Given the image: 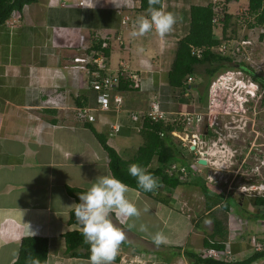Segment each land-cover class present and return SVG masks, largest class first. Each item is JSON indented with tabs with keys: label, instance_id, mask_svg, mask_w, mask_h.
<instances>
[{
	"label": "crops",
	"instance_id": "1",
	"mask_svg": "<svg viewBox=\"0 0 264 264\" xmlns=\"http://www.w3.org/2000/svg\"><path fill=\"white\" fill-rule=\"evenodd\" d=\"M186 1L188 10L210 3ZM177 3L162 0V10L175 14L181 6ZM139 6L140 0H39L22 9L20 21L0 26V264L16 261L24 237L48 240L46 264H87L89 257L82 255L90 254L88 244L77 249L79 257L66 253L65 234L81 232L82 226L65 206L79 203V195L99 176H112L97 135L125 161L144 143L125 113L116 118L113 111L96 110L93 123L77 121L76 100L86 99L84 106L96 104L90 77L71 67L73 58L81 55L71 45L82 41L88 50L104 45L101 49L108 52L104 73L112 74L125 64L140 77L139 88L128 84L115 91L125 110L144 112L155 97L170 115L205 111L208 94L197 81L198 66L187 87L169 84L176 42L186 35L188 22L183 36L174 30L165 38L155 32L133 38L129 33L145 16ZM116 120L121 128L113 133L110 126ZM178 158L184 161L178 165L187 164L181 154ZM149 166H158L156 158ZM200 181L191 173L184 184L163 186L151 195L130 188L128 197L142 214L135 227H130L133 221L121 223L113 215L127 236L115 264L132 254L155 264H193L187 254L217 249L211 244L234 254L235 259L225 263L248 261L253 256L250 239L264 237V205H257L258 197H223L217 190L209 202L213 204L217 196L218 201L208 208ZM145 205L148 212L143 211ZM141 224L147 232L139 230ZM157 232L164 233L166 243L153 242Z\"/></svg>",
	"mask_w": 264,
	"mask_h": 264
},
{
	"label": "rangeland",
	"instance_id": "2",
	"mask_svg": "<svg viewBox=\"0 0 264 264\" xmlns=\"http://www.w3.org/2000/svg\"><path fill=\"white\" fill-rule=\"evenodd\" d=\"M211 1L207 0L206 3H211ZM247 1L239 0L227 6L228 8L225 9V12L231 16L230 24H235L229 26L228 29L231 31L232 29L235 30L236 34L234 33V35L237 39L247 38L251 42L249 48H245L243 51L244 56L241 60H243L247 68L252 69L258 78H264V28L248 26L250 23L252 24L253 17L247 15ZM176 2H178L177 4H181V6H178L179 12L177 11L175 13L176 17L180 19V25L177 22L174 30L179 36H183L186 33L187 22H189L187 18V16L189 17L188 1L176 0ZM204 68L205 65L197 67V72L201 74L197 81L201 86L206 87L207 94L208 88L212 83H216L219 89L217 90L218 92H213V99L217 100L218 107L217 109L213 108L214 105L210 107V110H212L210 119L214 120L215 130L218 131L221 128L220 132L222 133L220 141L216 137L217 134L213 136L211 134L213 131L210 132L209 136H212L211 139L215 142L214 150L216 151L217 149L220 152L217 151L218 154L205 157L211 162H217L218 164L216 166L209 165L207 168L201 167L199 168L201 174H198L196 171L198 167L195 168L194 163L196 156L191 152L190 147H183V143L197 148L200 146L199 141L191 140V134H194L198 127L204 133L207 128L205 121L200 122L198 127L195 124L188 126L185 132L181 129L179 131V137L177 138L166 133L169 135L172 143L183 149L180 151V154L187 162L185 165L186 177L183 179H190L191 173L195 171V175L198 174L201 180L200 184L207 186L210 196L217 195L216 191L218 190L223 197H248L245 194L256 195L255 197H251L252 199L260 197L257 194L260 193L261 187L257 190L255 188L262 183L264 184V164H261L264 160V94L262 93V88H260L259 83L249 80L248 77L241 76L240 74H235L238 77L234 78L232 82L220 81L218 79L219 75L227 71L235 73L234 71H237L236 69H221L212 78L208 79L205 75ZM207 96L209 97V94ZM228 106L229 109H227ZM210 110L206 107L205 111L200 113L195 111V113L189 112L186 117L191 118L192 115H200L206 119V115L208 112L210 113ZM222 143L226 144L225 147H222ZM206 146H211V143H207ZM206 146H204V149L207 148ZM180 162L184 161L181 158H175L174 163L181 164ZM202 177L204 179L211 177V180L205 182ZM242 186L247 188L245 189ZM244 189L247 193H244ZM261 193L263 194V192ZM153 230L154 228L151 226L150 234L153 233Z\"/></svg>",
	"mask_w": 264,
	"mask_h": 264
},
{
	"label": "trees",
	"instance_id": "3",
	"mask_svg": "<svg viewBox=\"0 0 264 264\" xmlns=\"http://www.w3.org/2000/svg\"><path fill=\"white\" fill-rule=\"evenodd\" d=\"M223 1V8L225 11L229 4L236 3L239 0ZM35 2H37V0H0V26L5 24L13 10L21 11L24 6ZM148 7V0H140L139 10L142 14L148 15ZM155 7L162 9V0L160 4L155 5ZM246 11L249 16L254 18L253 23L249 24L250 27H264V0H248ZM188 15L189 22L187 33L176 42L174 59L168 74L169 84L174 88L185 87L187 77L195 74L197 66L205 65L204 72L208 79L212 78L221 69L234 68L229 58L221 57L214 51H211L212 47L217 46L220 41L226 37V29L231 25H235L234 23L230 24V14L226 12L224 14V22L222 28L219 30L221 33L219 37H217L214 32L213 19L215 13L212 9V3L206 6H190ZM232 31L233 33L235 32L234 29H232ZM191 47L204 48L200 58L192 55ZM91 50L100 51L108 58V52L106 49H101V44L94 45ZM91 50H88V52ZM242 69L248 74L250 73L253 81L259 83L260 87L264 90V82L261 81L262 79L264 80V78L260 80L256 75L252 74L253 72H251L250 69L244 66H242ZM127 87L128 83L121 82L118 89L124 90ZM76 103L78 107H83L86 105V99L76 100ZM171 130L172 127L170 125L152 123L145 119L141 132L144 137V143L137 150L136 155L129 161L123 160L117 152L106 143L103 136L97 135L102 148L108 155V165L112 176H115L123 183L127 184L131 189L138 190L146 195H151L153 192H144L139 189L136 179L130 176L128 172V168L131 164L138 163L146 167L151 174L158 177L163 186L176 188L178 185L184 184L185 180L183 178L180 180L175 174L169 176L165 173L166 167L174 162L175 158L180 155L177 151V145L170 141L169 135L165 134L169 133ZM159 133H164V136L160 137ZM153 158H156L158 163L156 168H151L149 166ZM201 189L207 200V207L211 208L212 205L218 201V196L214 197L215 202L211 204L209 202L211 198L207 186L201 185ZM257 205H264V197L260 196L257 198ZM225 207L227 209L228 205ZM73 217H75L74 213ZM64 239L66 243V253L71 257H79L81 254L78 253L77 249L86 246L81 232L73 231L66 233ZM208 246H213L217 249L223 248L222 246L212 244ZM47 254L48 240L46 238L24 237L20 242L18 257L13 264H29V258L38 259L39 264H46ZM187 255L190 257L193 264H249L252 261L264 257V251L253 254L248 261L241 263H225L211 258L200 257L198 254L193 253H188ZM82 256L90 257V254Z\"/></svg>",
	"mask_w": 264,
	"mask_h": 264
},
{
	"label": "built area",
	"instance_id": "4",
	"mask_svg": "<svg viewBox=\"0 0 264 264\" xmlns=\"http://www.w3.org/2000/svg\"><path fill=\"white\" fill-rule=\"evenodd\" d=\"M78 5L82 6V2H78ZM223 6H224L223 0H212V9L213 12L215 13L213 19V25H214L213 27L217 37H219V35L221 34L219 30L222 28L224 22L225 11ZM20 19H21V12L17 10H13L10 14V18L8 22L16 23ZM248 26L250 27V25ZM255 27L256 26H253V28ZM234 33L236 34V32ZM234 33L230 29L226 30V37L222 39L217 46L211 48V51H214L219 56L229 58L234 67L232 69L237 70L234 71L235 73L231 71H227L224 74L219 75L218 79L220 81L232 82L234 78L238 77V75L235 76V74H240L241 76L244 75L248 77L249 80H252L251 76L242 69V66L244 67L246 66L244 65L245 63H243V60H241V58L244 56L243 51L245 50V48H249L251 42L247 38L237 39ZM80 39H82V37ZM263 40H264V36H263ZM70 48L71 49L73 48L81 52L80 56L73 58L71 67L75 69H79L80 71H82L83 73L87 74L90 77L89 90L93 95L92 96L93 102L96 104V107H91V106L75 107V117L79 123L81 124L93 123L95 121L94 112L96 110L101 112L113 111L116 118H118L120 114L125 113L126 117L134 124L133 129L137 133L142 132L143 121L146 119L152 123H163L164 125H170L172 127V130L169 132V134L172 137L177 138L179 137V131L181 129H183V131L185 132L188 129V126H192V124H195L198 127L199 126L198 124L200 122L202 123L203 121H205L207 127L205 131L206 133L201 132L198 127V129H196L197 131L194 134H191L192 136L191 140L199 141L200 146H198L197 148L194 146H190V144L186 145L185 143H183V147L184 148L190 147V149L191 147H193V150H191V152L194 153V155L196 156L194 158V163L196 166L195 168L198 167V169H196L198 174H201L200 172L201 170L199 168L201 167L207 168L209 165L216 166L218 164L217 162H213V161L211 162L207 157H205V156H212L220 152L217 149L216 151L214 150L215 142L211 139L212 136L211 137L209 136L210 132L213 131L211 134L213 136L217 134L216 137H218V140L221 141V137H220L222 136V133L220 132L221 128H219L218 131L215 130L214 120L210 119L211 118L210 114L212 112V110H210V107H213V105H214L213 107L214 109H217L218 107L216 103L217 100L213 99V92L216 93L218 92L217 90H219L217 88L216 83H212L208 88L209 97L207 101L208 104L207 108L210 110V113L209 112L207 113L206 119L202 118L200 115H192L191 118H187L186 117L187 113L170 115L167 112L161 110L159 101L155 97L151 99L144 112L128 111L124 109L123 98L121 97V95L115 93V91L118 90L121 82L128 83L133 89L139 88L140 77L135 72L128 70V67L125 64H122L120 69H118L116 72L112 74L104 73V71L107 70L106 67L107 58L100 51L91 50L90 52H88V49L84 45H82V41H80L77 45H71ZM203 49L204 48L191 47V53L197 58H200ZM250 70L251 72H253L252 69ZM192 82H193L192 76H188L185 82V87L190 85ZM262 93L264 94L263 89H262ZM110 128L113 133H118L121 128V124L118 123L116 120L113 124H111ZM159 135L160 137H163L164 133H159ZM207 143L209 144L211 143V146H206ZM204 146H206L207 148L204 149ZM222 147H225V144L222 143ZM181 150H183L182 147L177 146V151L179 153ZM199 159H204L206 161V164L205 165L199 164L198 163ZM261 164L262 165L264 164V160L261 162ZM165 173L169 176L175 174L179 178H185L186 167L185 165L170 163L166 167ZM193 173L196 174L195 171ZM198 174L197 176H199ZM202 179L206 182L211 180V177H208L207 179H204L202 177ZM263 186L264 184L262 183L255 188V190H257L259 187H261L260 193H258L257 196L264 197ZM242 187L245 189L247 188L244 186ZM245 189H244V193H247ZM261 192H263V194ZM245 195H247L250 198L256 196L251 194H245ZM249 246H250L251 254L263 252L264 237H260V238L252 237L249 241ZM198 255L200 257L211 258L223 262H232L235 259L234 254L230 251V249L227 248L224 250H219L211 247L202 248V250L198 253ZM120 264H155V262H153V260L150 259L147 260L142 257H139L138 255H133L127 258L125 257L122 258L120 260ZM260 264H264V257L261 258Z\"/></svg>",
	"mask_w": 264,
	"mask_h": 264
},
{
	"label": "clouds",
	"instance_id": "5",
	"mask_svg": "<svg viewBox=\"0 0 264 264\" xmlns=\"http://www.w3.org/2000/svg\"><path fill=\"white\" fill-rule=\"evenodd\" d=\"M160 2L161 0H148V15L137 19L133 31L129 33L131 37H144L155 32L160 38H165L174 31L178 22L177 17L172 12L156 8L155 5ZM20 12L22 14V10ZM138 51L142 53L144 49L140 48ZM128 172L136 179L139 189L144 192H155L163 187L158 177L138 163L131 164ZM130 191L129 186L115 176L103 175L99 176L86 192L79 195V203L65 206L69 212L74 213L75 220L82 226L83 241L90 246L87 264H115L127 236L125 231L113 221V215L121 223L133 221L130 227H135L134 221L138 220L142 214L137 204L129 199ZM143 211H149L147 205ZM139 230L148 231L144 224L140 225ZM32 234L35 235V233ZM152 239L157 246L167 242L163 232L155 233ZM29 264H39V260L29 258Z\"/></svg>",
	"mask_w": 264,
	"mask_h": 264
},
{
	"label": "water",
	"instance_id": "6",
	"mask_svg": "<svg viewBox=\"0 0 264 264\" xmlns=\"http://www.w3.org/2000/svg\"><path fill=\"white\" fill-rule=\"evenodd\" d=\"M204 133H206V132H204ZM206 138V137H205ZM193 149V147H191V150ZM198 163L199 164H201V165H205L206 164V161L205 160H203V159H200V160H198Z\"/></svg>",
	"mask_w": 264,
	"mask_h": 264
},
{
	"label": "flooded vegetation",
	"instance_id": "7",
	"mask_svg": "<svg viewBox=\"0 0 264 264\" xmlns=\"http://www.w3.org/2000/svg\"><path fill=\"white\" fill-rule=\"evenodd\" d=\"M254 75H255V74H254ZM255 77H256V76H255ZM260 80H261V78H260ZM261 81H262V82H264V80H263V79H262ZM224 144H225V143H224ZM225 145H226V144H225Z\"/></svg>",
	"mask_w": 264,
	"mask_h": 264
},
{
	"label": "bare ground",
	"instance_id": "8",
	"mask_svg": "<svg viewBox=\"0 0 264 264\" xmlns=\"http://www.w3.org/2000/svg\"><path fill=\"white\" fill-rule=\"evenodd\" d=\"M227 109H229V106L227 107Z\"/></svg>",
	"mask_w": 264,
	"mask_h": 264
}]
</instances>
